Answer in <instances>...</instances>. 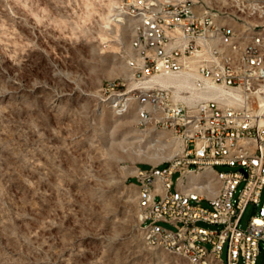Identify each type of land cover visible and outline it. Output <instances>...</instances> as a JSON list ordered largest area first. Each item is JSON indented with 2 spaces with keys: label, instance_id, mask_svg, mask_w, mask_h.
Instances as JSON below:
<instances>
[{
  "label": "rangeland",
  "instance_id": "rangeland-1",
  "mask_svg": "<svg viewBox=\"0 0 264 264\" xmlns=\"http://www.w3.org/2000/svg\"><path fill=\"white\" fill-rule=\"evenodd\" d=\"M126 1L0 0V264H187L143 238L136 169L170 153L150 147L134 111L117 116L114 97L100 94L115 79L131 87ZM232 14L239 33L264 25ZM259 214L249 203L240 228Z\"/></svg>",
  "mask_w": 264,
  "mask_h": 264
},
{
  "label": "built area",
  "instance_id": "built-area-1",
  "mask_svg": "<svg viewBox=\"0 0 264 264\" xmlns=\"http://www.w3.org/2000/svg\"><path fill=\"white\" fill-rule=\"evenodd\" d=\"M125 6L127 41L128 24H135L143 51L124 52L131 62V87L125 88V79H115L103 83L100 94L125 97L122 107L137 108L150 147L170 153L160 168L136 169L144 186L140 200L146 244L176 257L190 255L198 264L202 257H209L210 264H255L264 250V105L259 103L264 52H254L249 41L207 24L204 12L232 18V11H253L256 18L257 11H264V0H127ZM259 40L264 43V37ZM155 78H186L191 88L160 84ZM188 89L203 96L193 98ZM219 89L242 100L210 98ZM147 102L156 104V112L145 114ZM141 116H149V125H142ZM154 130L167 133V145L159 144ZM214 166L238 170L217 172L218 197L209 200L206 184L190 185L189 175ZM156 170H163V178H156ZM156 190H163V197H156ZM249 203L260 205V214L241 229Z\"/></svg>",
  "mask_w": 264,
  "mask_h": 264
},
{
  "label": "bare ground",
  "instance_id": "bare-ground-1",
  "mask_svg": "<svg viewBox=\"0 0 264 264\" xmlns=\"http://www.w3.org/2000/svg\"><path fill=\"white\" fill-rule=\"evenodd\" d=\"M248 15L252 16L253 11H248ZM257 17L264 16V11H257ZM235 16L232 14L231 17H221L211 14V12H204V21L211 26H215L217 29H224L229 31L233 35L234 39H239L241 41H249L250 48L254 52H264V43L261 42V37H264V33L260 29H264V25H254L251 29H246L244 32L239 33L233 27L226 23L228 19H233ZM258 29V30H257ZM128 32L130 33V42H128V51L129 53H136L143 51V39L141 38V30L135 24H128ZM127 68L131 71V62L128 56V53H124ZM160 84H176L179 87L191 88L190 82L186 78H180L176 80H156ZM190 93L191 97L198 98L203 95L199 92H194L190 89L187 90ZM228 95V96H227ZM112 107L115 109L117 116H122L130 111H134L136 119L139 121V113L136 107H122L125 104V97L122 96H113ZM210 98L220 99L226 98L230 101H240L242 100L239 95L232 93H226L223 90L216 91ZM260 106L264 105V97L259 99ZM156 112V104L154 102L145 103V114H153ZM141 123L149 125V116H141ZM154 138H158V142L161 145H167V133L163 130H154ZM156 178H163V170H156ZM189 184L190 185H204L206 184V191L209 200H216L219 193V175L213 167H206L205 169H200L198 176L189 175ZM138 186V185H137ZM140 188H142L141 197H144V186L140 183ZM156 197H163V190H156ZM168 251V250H167ZM170 253V251H168ZM181 257L187 264H198L193 261L190 255H177ZM202 264H210L209 257H202Z\"/></svg>",
  "mask_w": 264,
  "mask_h": 264
},
{
  "label": "trees",
  "instance_id": "trees-1",
  "mask_svg": "<svg viewBox=\"0 0 264 264\" xmlns=\"http://www.w3.org/2000/svg\"><path fill=\"white\" fill-rule=\"evenodd\" d=\"M160 168V167H159Z\"/></svg>",
  "mask_w": 264,
  "mask_h": 264
}]
</instances>
